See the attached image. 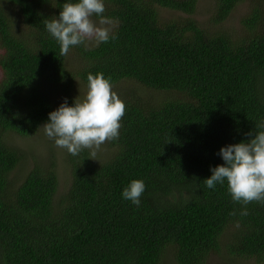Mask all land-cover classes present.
<instances>
[{
  "label": "trees",
  "instance_id": "trees-1",
  "mask_svg": "<svg viewBox=\"0 0 264 264\" xmlns=\"http://www.w3.org/2000/svg\"><path fill=\"white\" fill-rule=\"evenodd\" d=\"M65 2L77 0H0V264L264 262V204L243 216L227 181L204 183L225 163L222 147L264 131V0H214V25L247 4L233 33L190 17L199 0H104L115 39L73 47L75 69L43 22ZM162 10L188 17L164 20ZM89 73L165 97L123 98L113 155L67 152L65 193L50 159L14 185L25 158L9 136L32 137L65 99L74 106L75 81ZM132 180L146 185L139 206L122 196Z\"/></svg>",
  "mask_w": 264,
  "mask_h": 264
},
{
  "label": "clouds",
  "instance_id": "clouds-1",
  "mask_svg": "<svg viewBox=\"0 0 264 264\" xmlns=\"http://www.w3.org/2000/svg\"><path fill=\"white\" fill-rule=\"evenodd\" d=\"M105 12L104 0H77L65 2L58 18L43 22L58 41L60 55L67 56L75 46L87 47L93 41L99 45L115 39L112 26L116 21L104 16ZM93 16L99 17L98 24ZM87 82L85 99L81 102L77 98L74 106H69L65 99L58 109L49 113V122L42 128L57 147L66 149L73 156L87 149L91 159H95L102 145L119 138L126 105L113 90L111 77L89 73ZM258 127L264 128V125ZM248 135L253 138L220 149L218 155L225 163L212 168L211 177L204 180L209 189L227 181L232 200L244 206L240 213L243 216L248 215V204H264V131ZM145 191L143 180H132L122 196L139 206Z\"/></svg>",
  "mask_w": 264,
  "mask_h": 264
},
{
  "label": "rangeland",
  "instance_id": "rangeland-1",
  "mask_svg": "<svg viewBox=\"0 0 264 264\" xmlns=\"http://www.w3.org/2000/svg\"><path fill=\"white\" fill-rule=\"evenodd\" d=\"M213 9H214V0H199L197 11L195 14H192L190 17L194 18L196 21L201 23L202 25H213L208 27L210 30L215 29H222L225 33H233L236 30L241 28V20L244 15L249 11L248 6L246 3L240 4L237 9L231 14L229 19L223 22L221 25H214L212 24V16H213ZM175 13V14H174ZM170 12L167 10H162L161 17L164 20H170L173 18L179 17H188L187 14L180 13V12ZM173 17V18H172ZM93 20L98 24L99 19L93 17ZM16 26H21L19 20H16ZM96 43L89 42L88 46L93 47ZM68 68L75 69L81 67V59L75 52H71L68 57ZM75 84V95L76 99L78 98L79 101H83L86 97L88 87L87 84L82 83L79 79H77ZM142 87V88H141ZM119 96V98L123 101V98L139 96L143 99H159L165 97L164 94H154L153 92L147 91L143 86L132 82V81H123L116 85H114L113 89ZM49 95L51 96V90H47ZM8 142L18 147L25 158L22 167L17 169L15 172L11 174V179L14 185H18L23 177L27 175L30 171L34 163L38 160H46L50 159L49 161H55L57 164V172L59 176V193L63 194L70 186V168L67 164V150L59 148L55 145V141L49 139L45 134L44 129L41 127L38 132L33 135L32 137H20L17 135H11L8 138ZM114 153L112 148H109L108 142L101 146L99 151L97 152L96 157L98 159L106 160L110 158ZM52 159V160H51ZM166 264H176L175 259L172 254L168 255L167 263ZM208 264H264L263 261L259 262L256 259H223L220 260L218 258H213Z\"/></svg>",
  "mask_w": 264,
  "mask_h": 264
}]
</instances>
